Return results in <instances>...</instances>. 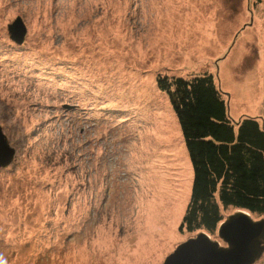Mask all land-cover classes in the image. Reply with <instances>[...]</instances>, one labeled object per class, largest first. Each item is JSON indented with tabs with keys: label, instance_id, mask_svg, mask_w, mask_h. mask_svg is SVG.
Instances as JSON below:
<instances>
[{
	"label": "rangeland",
	"instance_id": "1",
	"mask_svg": "<svg viewBox=\"0 0 264 264\" xmlns=\"http://www.w3.org/2000/svg\"><path fill=\"white\" fill-rule=\"evenodd\" d=\"M96 59L119 74L100 79ZM164 69L214 73L231 116L264 126V0H0V125L15 148L0 168V264H163L196 236L179 229L192 167ZM120 74L134 98L88 85Z\"/></svg>",
	"mask_w": 264,
	"mask_h": 264
},
{
	"label": "trees",
	"instance_id": "2",
	"mask_svg": "<svg viewBox=\"0 0 264 264\" xmlns=\"http://www.w3.org/2000/svg\"><path fill=\"white\" fill-rule=\"evenodd\" d=\"M100 61L93 62L100 79L104 74L108 76L106 72L112 71L111 76L119 74L116 68L109 70ZM71 63L76 65L80 60ZM91 63L83 58L81 69L88 66L89 70ZM82 66L79 64L77 69ZM99 67L102 72L98 71ZM125 75L120 76L122 79L117 84L109 83V79L102 86L88 80L90 77L84 79L105 97L114 100L117 90L124 88L123 96L132 99L139 83L131 84L135 91L128 93ZM156 85L169 96L192 167L190 199L179 229L206 232L211 236L218 232L227 217L224 211L229 208L246 210L252 217L263 218L264 126L259 119L243 116L235 120L231 116V95L220 88L217 76L210 71L183 74L175 69L160 70Z\"/></svg>",
	"mask_w": 264,
	"mask_h": 264
},
{
	"label": "water",
	"instance_id": "3",
	"mask_svg": "<svg viewBox=\"0 0 264 264\" xmlns=\"http://www.w3.org/2000/svg\"><path fill=\"white\" fill-rule=\"evenodd\" d=\"M10 38L18 45L26 41L28 28L21 16L8 24ZM15 157L0 125V168ZM218 236L224 242L199 232L179 244L163 264H254L264 254V217L254 219L246 210L237 209L219 225Z\"/></svg>",
	"mask_w": 264,
	"mask_h": 264
},
{
	"label": "crops",
	"instance_id": "4",
	"mask_svg": "<svg viewBox=\"0 0 264 264\" xmlns=\"http://www.w3.org/2000/svg\"><path fill=\"white\" fill-rule=\"evenodd\" d=\"M138 77H139V76H138ZM230 95H231V93H230ZM231 99H232V95H231L230 101H231ZM235 117H237V115H235Z\"/></svg>",
	"mask_w": 264,
	"mask_h": 264
}]
</instances>
